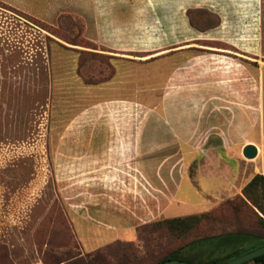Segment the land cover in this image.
<instances>
[{
	"label": "rangeland",
	"instance_id": "374dc122",
	"mask_svg": "<svg viewBox=\"0 0 264 264\" xmlns=\"http://www.w3.org/2000/svg\"><path fill=\"white\" fill-rule=\"evenodd\" d=\"M105 8L110 30L112 22L128 30L138 16L139 48L150 52L174 26L186 28L185 50L144 62L100 53L104 0H0V264H155L198 236L264 235L243 192L255 158L241 152L264 115V0ZM202 54L207 67L227 59L219 68L248 77L251 96L262 90L249 100L250 131L234 122L232 135L223 116L209 120L212 99L194 98L189 80L191 97L150 98L169 67L184 59L192 68ZM119 94L140 97H111ZM201 213L181 237L153 231L156 221ZM116 242L119 250L86 262Z\"/></svg>",
	"mask_w": 264,
	"mask_h": 264
},
{
	"label": "crops",
	"instance_id": "0c3cea01",
	"mask_svg": "<svg viewBox=\"0 0 264 264\" xmlns=\"http://www.w3.org/2000/svg\"><path fill=\"white\" fill-rule=\"evenodd\" d=\"M105 4L106 0H104L103 9L104 24L103 27L102 25L101 27L99 25L97 30L98 44L99 46H102L104 48H100L98 50L100 53H103L105 55L111 53L115 59L144 62L152 58L155 59L157 57L179 54L182 53L183 50H185L186 45L184 42L186 41V28L180 26H174L172 28L173 32L169 33L172 38L169 40L170 42L167 45L160 46L158 47L159 49L155 48L153 52H150L152 49L139 48V31H141V28L139 27L137 22L138 16H135L128 30H125V27L122 24H116L114 22H112V29L110 30L109 28H107L106 24ZM191 38L192 37H190L189 39ZM106 47H108L110 51H107ZM137 52H143V54L139 56L137 55ZM195 57L199 58V60H196L199 62L192 64V68H188L189 66L185 64V61H183L184 59H182V61L179 63H175L172 67H169L166 73L165 85L162 88H159L161 89L160 94L158 93V95H155L154 97L150 96V98L158 97L162 99H184L187 97H191V94H189L191 93V91H189L191 88H187L186 85L187 80H189L190 82H193L195 84V86H193L194 98L209 97L212 99V102L209 106L210 109L207 113L209 115V120L213 118H220L221 121V116H223L224 120L222 123L229 124L225 128L229 129V131L231 130L232 135H234V122H237V132L250 131L249 100L251 99V97L261 100L263 97L262 90L253 91L251 96L250 82L248 77H244V75H241V80L239 76H237V80H234L236 78H233V75L227 73L223 67L219 68V66H222L228 62L227 59H217L216 65L218 67L213 68L210 66L207 67L206 64H204L206 63L204 61L209 60L207 56L202 54ZM115 70L117 72V68ZM111 97L122 99L138 98L140 96H128L119 94ZM141 98L149 97L141 96ZM219 99L225 100L224 103H226L227 101L231 103H226L224 106L225 108H219V104H222V102L218 101ZM235 99L239 100L237 102V105L239 106V108H237V111L233 109L232 106L233 100ZM212 105H215V108L217 109H213V107H211ZM203 114L204 113H202L201 111V115ZM235 115H237L236 118L234 117ZM262 115L259 119L260 131L258 139L256 141L245 140L241 144V148L243 149L246 144H253L255 146L256 153L253 157L255 158L253 163V173H259L264 176V129L262 128L264 126V115ZM201 123L202 121H200V124ZM217 126L221 130L225 129L221 126V124L219 126V123ZM179 189H181V184L179 185ZM179 189L178 191H180ZM185 190H189V188L187 187V189Z\"/></svg>",
	"mask_w": 264,
	"mask_h": 264
},
{
	"label": "trees",
	"instance_id": "16d2710c",
	"mask_svg": "<svg viewBox=\"0 0 264 264\" xmlns=\"http://www.w3.org/2000/svg\"><path fill=\"white\" fill-rule=\"evenodd\" d=\"M243 192L262 214L259 216V221L264 227V205L259 203L258 197L264 198V176L254 173L243 187ZM207 215L208 213H201L165 218L152 224L155 226L153 231L156 232L158 228H161V230H166L170 235L178 238L194 229L199 221ZM120 245L119 242H116L113 245H106L103 250H96L91 254H87L89 260H86V262H91L96 257H102L111 250H119ZM263 245L264 235L246 231H229L198 236L167 251L158 262L173 259L192 264H223ZM249 263L264 264V253L240 264Z\"/></svg>",
	"mask_w": 264,
	"mask_h": 264
},
{
	"label": "water",
	"instance_id": "95a60500",
	"mask_svg": "<svg viewBox=\"0 0 264 264\" xmlns=\"http://www.w3.org/2000/svg\"><path fill=\"white\" fill-rule=\"evenodd\" d=\"M242 153L245 157L247 158H253L255 156L256 150H255V146L253 144H246L243 149H242ZM264 253V245L260 246L254 250H251L245 254H242L232 260H229L223 264H240L242 262L248 261L260 254ZM155 264H192L189 262H185L182 260H173V259H169V260H165V261H160L157 262Z\"/></svg>",
	"mask_w": 264,
	"mask_h": 264
}]
</instances>
